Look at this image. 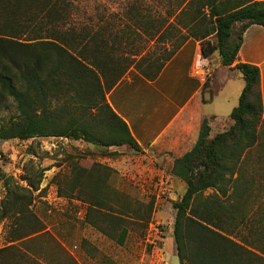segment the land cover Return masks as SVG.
<instances>
[{
    "label": "trees",
    "instance_id": "obj_1",
    "mask_svg": "<svg viewBox=\"0 0 264 264\" xmlns=\"http://www.w3.org/2000/svg\"><path fill=\"white\" fill-rule=\"evenodd\" d=\"M157 1L165 10H155L159 12L157 21L150 18V10L141 2L136 1L127 13L141 28L151 27L152 32H161L160 36L176 29V23L185 16L189 32L179 31L164 61L149 62L144 73L149 80L156 79L191 38L201 41L205 56L218 52L221 62L232 66L246 29L255 23L264 26V1L240 4L239 8H229L228 3L216 0ZM86 14L80 0H0V112L12 105L17 109L15 116L0 123V140L58 136L104 147L129 145L143 151L107 97L121 81L118 67L106 54L109 39L118 41L112 34L115 26L102 25L100 14L97 21ZM169 17H175V24ZM191 23H201L204 29L189 27ZM214 36L216 43L212 44ZM233 68L245 81L239 103L231 113L234 123L212 134L211 120L206 118L196 144L177 158L170 170L185 184L182 198L175 203L174 237L180 264H264L261 73L259 66L251 63H237ZM59 99L64 101L61 108L56 104ZM98 107L106 109L102 111L104 124L90 120L89 111ZM103 168L96 163L91 169L79 164L73 167L74 175L67 180L71 196L86 180L103 185ZM0 180L8 191L0 205V221L13 218L21 224L34 216L29 208L32 191L39 190L41 182L24 187L3 171ZM208 189L213 192L205 195ZM97 192L90 194L92 204L101 206L103 198ZM99 227L112 235L111 228ZM40 231L35 229L27 235ZM127 234L123 228L118 237L120 244H124ZM15 248L10 245L0 249V264H37Z\"/></svg>",
    "mask_w": 264,
    "mask_h": 264
},
{
    "label": "rangeland",
    "instance_id": "obj_2",
    "mask_svg": "<svg viewBox=\"0 0 264 264\" xmlns=\"http://www.w3.org/2000/svg\"><path fill=\"white\" fill-rule=\"evenodd\" d=\"M136 1L150 10L147 12L154 21L159 19L157 8L165 11L157 0H80L94 20L97 21L100 14L102 25L115 26L112 34L118 41L109 39L105 50L111 64L118 67L119 80L132 73L144 76L150 61L165 60L179 31L187 33L189 30L186 27L189 19L185 16L176 23V29L163 36L161 32H152L151 27L144 30L127 13ZM206 13H210L208 8ZM169 18L175 24V17ZM192 26L198 31L204 29L201 23H191L189 27ZM210 41L215 44L216 37ZM213 89L216 91V87ZM63 102L59 99L57 107L61 108ZM219 103L224 105L216 98L207 108ZM102 111L106 109H91L90 120L104 124ZM16 114L15 105L1 111L0 123ZM94 114L96 119L91 118ZM95 163L104 166L101 173L105 183L99 186L86 180L81 190L71 196L67 180L74 175L73 167L79 164L91 169ZM156 164L146 152L129 145L104 147L58 136L0 140V171L24 187H30L31 182H41L39 190L31 187L33 203L29 208L34 216L21 224L13 218L0 221V249L15 245V250L27 253L37 264H71L74 258L70 253L78 255L80 264H180L174 237L175 203L182 198L185 189H165L169 184L156 172ZM60 185L63 188L60 189ZM94 190L103 198L101 206L92 204L94 199L90 194ZM7 192L0 180V205ZM212 192L208 189L204 194ZM84 219L95 225L91 226ZM98 225L111 228L112 235H106ZM123 228L128 234L124 244H120L118 237ZM35 229L41 231L27 235ZM23 235L22 239L12 241Z\"/></svg>",
    "mask_w": 264,
    "mask_h": 264
},
{
    "label": "crops",
    "instance_id": "obj_3",
    "mask_svg": "<svg viewBox=\"0 0 264 264\" xmlns=\"http://www.w3.org/2000/svg\"><path fill=\"white\" fill-rule=\"evenodd\" d=\"M216 1L228 3L229 8H239L240 4L264 0ZM237 63L259 66L264 116V26L257 23L244 32L243 44L232 66L224 65L218 52L205 56L201 41L191 38L166 63L156 79L132 73L107 94L112 108L129 125L142 150L157 163L156 172L169 184L165 189H185L184 182L170 170L175 160L196 144L206 118L211 120L212 134L234 123L231 113L245 86L242 73L233 68ZM216 98L224 105L219 103L207 108ZM75 255L70 253L74 258L71 264H80Z\"/></svg>",
    "mask_w": 264,
    "mask_h": 264
}]
</instances>
